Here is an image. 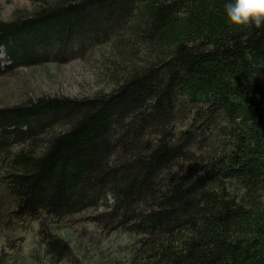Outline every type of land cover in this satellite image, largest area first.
<instances>
[{
  "label": "trees",
  "instance_id": "16d2710c",
  "mask_svg": "<svg viewBox=\"0 0 264 264\" xmlns=\"http://www.w3.org/2000/svg\"><path fill=\"white\" fill-rule=\"evenodd\" d=\"M31 1L0 18V73L98 44L107 86L0 107V223L58 257L51 227L101 204L133 237L107 264H264V29L225 0Z\"/></svg>",
  "mask_w": 264,
  "mask_h": 264
},
{
  "label": "rangeland",
  "instance_id": "374dc122",
  "mask_svg": "<svg viewBox=\"0 0 264 264\" xmlns=\"http://www.w3.org/2000/svg\"><path fill=\"white\" fill-rule=\"evenodd\" d=\"M31 4V0H0V18L6 20L16 8H29ZM102 46L89 45L82 52L74 50L81 54L63 61L48 59L8 69L4 61L0 73V107L43 95L78 98L101 91L107 86L101 70L102 51L106 52ZM7 200L0 184V207L6 208ZM101 207L100 204L97 209H86L51 227L68 244L58 257L46 251V238L38 233L37 221H24L13 227L1 222L0 264H107L113 257L126 259L133 237L95 218Z\"/></svg>",
  "mask_w": 264,
  "mask_h": 264
},
{
  "label": "clouds",
  "instance_id": "9594fccd",
  "mask_svg": "<svg viewBox=\"0 0 264 264\" xmlns=\"http://www.w3.org/2000/svg\"><path fill=\"white\" fill-rule=\"evenodd\" d=\"M224 15L232 25L264 29V0H225Z\"/></svg>",
  "mask_w": 264,
  "mask_h": 264
}]
</instances>
